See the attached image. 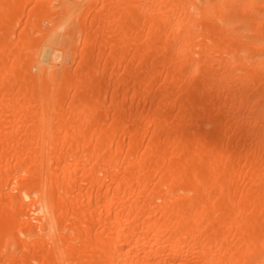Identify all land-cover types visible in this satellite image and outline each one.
Returning a JSON list of instances; mask_svg holds the SVG:
<instances>
[{
    "label": "bare ground",
    "instance_id": "6f19581e",
    "mask_svg": "<svg viewBox=\"0 0 264 264\" xmlns=\"http://www.w3.org/2000/svg\"><path fill=\"white\" fill-rule=\"evenodd\" d=\"M0 264H264V0H0Z\"/></svg>",
    "mask_w": 264,
    "mask_h": 264
}]
</instances>
